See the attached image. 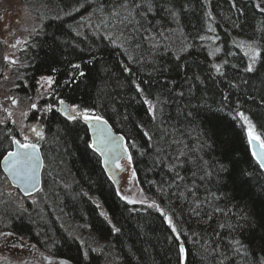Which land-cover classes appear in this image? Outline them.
<instances>
[{
    "label": "trees",
    "instance_id": "16d2710c",
    "mask_svg": "<svg viewBox=\"0 0 264 264\" xmlns=\"http://www.w3.org/2000/svg\"><path fill=\"white\" fill-rule=\"evenodd\" d=\"M24 1L39 27L18 50V97L23 104L38 98L41 76L52 75L56 82L27 114L44 135L39 140L41 189L33 201L21 196L22 202L18 191L14 196L7 191L0 170V231L74 264H177L175 234L164 215L116 193L89 147L83 120L67 121L56 111L63 99L68 106L92 109L122 134L137 184L172 218L187 264H260L264 173L236 116L241 110L264 134V60L254 72H244L248 58L239 46L255 40L264 51V13L255 7L259 0H150L151 12L149 0H127L138 25L118 22L126 14V0ZM168 9L179 13L177 20ZM216 47L221 51L208 56ZM1 50L0 41V68ZM224 61V75L215 73L212 64ZM69 63H81L87 75L65 86ZM144 98L153 102L155 119ZM47 105L53 110L43 111ZM189 111L192 118L185 115ZM16 134L8 121L0 123V152ZM217 161L229 172L218 175L213 169L205 176ZM113 225L120 231L113 233ZM233 241L243 245L240 252Z\"/></svg>",
    "mask_w": 264,
    "mask_h": 264
},
{
    "label": "snow or ice",
    "instance_id": "6c2138e0",
    "mask_svg": "<svg viewBox=\"0 0 264 264\" xmlns=\"http://www.w3.org/2000/svg\"><path fill=\"white\" fill-rule=\"evenodd\" d=\"M122 7L125 9L126 14L122 17H120V13L113 12L111 15L113 17H117L118 22L128 23L132 24L133 21L138 25L140 22L138 20H135V16L133 15L132 11L128 10L127 0ZM140 4H136L135 8H140ZM187 7V5H185ZM256 9H258L261 13H264V0H259L255 4ZM147 11H152V6L149 0V7ZM170 16L172 19L177 20L179 13L177 11H174L172 9H168ZM141 16H143V13H140ZM207 15H211V13H207ZM2 18V17H0ZM159 23V21L157 22ZM7 27V26H6ZM139 31V29H136ZM211 30V29H210ZM150 31V29L146 30ZM159 35L163 36L164 33L161 32ZM144 39H152L150 36H145ZM201 41L208 39V37L201 36L199 37ZM218 39V37L214 38ZM21 41L16 40L14 44L11 45L12 48H15L17 44H19ZM158 42L153 44V48L157 47ZM242 49H244V55L248 58V63L246 67L243 69L246 73H252L256 70V65L258 61L264 60V51H262L260 45L255 41L252 40L250 42H241L239 45ZM137 48H139V44L136 45ZM187 48H182L181 51H187ZM221 49L219 47H216L208 52V56L212 57L215 56L217 53H219ZM131 59V57H129ZM4 60L9 64H14L17 61L13 59L10 56H4ZM90 62V61H89ZM228 62L224 61L223 64H212V68L214 69L215 73L224 75L223 73V66L226 65ZM69 71L67 72V79L64 81L65 86L77 84L79 82L80 78L85 77L87 74L84 70H82L81 63H69L68 65ZM233 67H236L233 65ZM52 72H56V68L51 69ZM125 72H128V68H124ZM198 79V77H197ZM55 78L52 75H46L41 76L40 80L37 81L38 84H47L49 89L52 88V86L55 84ZM136 88L137 93L143 95V89L141 87L140 83H137L135 80L132 82ZM147 83V82H144ZM246 83V81H245ZM232 87H236L235 84L232 85ZM178 96L183 97L184 93L179 92L177 93ZM7 99L11 100V103L15 105L17 103V100L8 97ZM229 97L227 95L224 96V103H227ZM59 105H61L60 108H57L56 111H58L63 117L66 118L67 121H76V120H83L85 124H89L90 126L95 122L96 124H100L101 122L103 124H107V121L104 120L103 116L95 114V112L90 108H81L79 104H71L70 106L66 105L65 100L59 99L58 100ZM143 103L147 105V111L152 116L153 119H155V106L153 102L150 99L144 98ZM239 104V102H237ZM37 104L32 103L31 109L35 110L37 109ZM54 108L53 105H47L43 111L50 112ZM4 111H8V109H4ZM75 113V115H73ZM11 115V113H9ZM24 115H27L25 113ZM185 115L188 118H192L194 116V112L189 111L185 113ZM236 116H238L246 125H247V142L251 149V156L259 166V169L261 172H264V134L257 133L255 130V126L252 124V122L249 120L248 116L245 115L244 112H237ZM0 123H3V121H0ZM30 132L34 134L35 137H38L39 139H43V131L37 126L32 125L30 128ZM95 139L92 141L91 144H89V147H94L98 151H100L101 155H106L109 153H116L117 150L122 146L121 144H118L113 137L111 136L110 130L104 127H95L94 129ZM148 133H145V136H147ZM123 137H120V140L123 141ZM259 145V151H256V146ZM133 147L135 145L133 144ZM211 147V145H209ZM124 153H128V147L125 145L123 146ZM183 155V153H181ZM0 164L3 166V170L8 174V176L11 177L13 181H16L18 183H22L25 185V188L23 189L25 194H29V189L32 191H36L39 184V169L42 166V161L40 157V145L36 142H33V140L28 135H23L22 132L17 133L16 135L10 136V147L5 150L4 152H0ZM128 162L132 163V156H127ZM204 164L207 165L208 162L204 161ZM116 167L120 168L121 165L117 162ZM213 169L216 171V173L223 174L228 173L229 168L226 164L222 162H215L214 165L209 166V170L205 172V176H212L213 175ZM195 175V174H193ZM245 175H247L245 173ZM133 176H135V172H133ZM182 179V178H181ZM204 179V176L201 177V180ZM122 199H127L126 197H121ZM129 203H134V201H129ZM150 207H156L158 211H161L162 215H164L165 221L168 223L169 227L171 228L172 233L175 234V241L177 243V264H187V252L185 248V244L181 242V236L178 231V229L173 225L172 218L166 214L163 213V211L159 208L158 205H156L154 202L153 204L149 205ZM199 207V205H197ZM102 216H105L107 219V214L101 212ZM109 223L111 221L109 220ZM223 227V225L221 226ZM111 231L113 233H117L120 231L119 228L112 226ZM12 233H0V236H10ZM233 246L235 247V250L237 252H240L243 249V245L240 243V241H233ZM93 251H96V249H93ZM85 258H87V253L84 254ZM59 264H67L66 261L61 260ZM260 264H264V258H261Z\"/></svg>",
    "mask_w": 264,
    "mask_h": 264
},
{
    "label": "rangeland",
    "instance_id": "374dc122",
    "mask_svg": "<svg viewBox=\"0 0 264 264\" xmlns=\"http://www.w3.org/2000/svg\"><path fill=\"white\" fill-rule=\"evenodd\" d=\"M0 41L2 44L1 58L2 66L0 68V121H8L12 124L17 133L22 132L23 135H28L33 142L38 143L39 138L35 137L30 132L32 125L27 119L31 104L36 103L43 97V95L49 94V87L47 84L37 85L38 98L30 101L28 104L21 103L18 92L16 91V70L18 68V50L24 45L29 37L38 29L39 24L36 18V14L33 9L24 0H0ZM7 26V27H6ZM20 40L21 42L12 48L11 45ZM10 56L17 62L9 65L4 56ZM40 78L38 79V81ZM12 97L17 100V103L13 105L11 100L7 99ZM8 109V111H4ZM11 113V115H9ZM75 115V113H73ZM38 126V125H37ZM40 128V126H38ZM125 170L121 173V180L116 191L120 197H126L124 199L134 201L131 204L138 205H151L153 202L146 197V195L139 188L135 176H133V170L131 163L124 161ZM264 173V172H263ZM6 189L13 196L17 191L9 184L6 185ZM17 195V194H16ZM36 194L31 195V201L34 200ZM21 195L18 198L20 200ZM15 198V197H14ZM18 201V199L15 198ZM23 202V200H20ZM19 202V201H18ZM0 233H11L1 230ZM61 260L67 262V264H73L65 259L54 257L35 244L28 240L16 236L14 234L10 236H0V264H59Z\"/></svg>",
    "mask_w": 264,
    "mask_h": 264
},
{
    "label": "water",
    "instance_id": "95a60500",
    "mask_svg": "<svg viewBox=\"0 0 264 264\" xmlns=\"http://www.w3.org/2000/svg\"><path fill=\"white\" fill-rule=\"evenodd\" d=\"M60 107H61V105L58 104V108H60ZM104 120H106V119L104 118ZM85 125H86L87 130H88L90 144L95 139V134H94L95 127H104V128H107L108 130H110V133H111V136L113 137V139L118 144L122 145L117 150L116 153H109V154H106V155H101L100 151H98L94 147H91L93 150H95L100 155L101 166H102L105 174L108 176V178L111 180V182L113 183V185L115 187L118 186L119 183H120V180H121V173L125 170V165L123 164V162L128 160L127 159V155L124 153V149H123V146H125V140L124 139H123V141L120 140V137H123V136L120 133L116 132L111 127V125L109 124L108 121H107L106 125L103 124L102 122L100 124H96L95 122H93V124L91 126L89 124H85ZM246 135H247V131H246ZM249 150L251 152L250 147H249ZM256 151H259V145L256 146ZM40 157H41V161H42V166L39 169V184H38V188H37L36 191H32L31 189H29V194H27V195L25 194V192L23 190L25 188V185H23L22 183H18L16 181H13L11 179V177L8 176V174L3 170L2 164H0V168H1L4 176L6 177L7 181L9 182V184L12 187H14L17 191H19L22 196H25V197L30 196V195L36 193L37 191H39L40 188H41V182H42L41 174H42V169H43V158H42V154H41V149H40ZM117 162L121 165L120 168L116 167V163Z\"/></svg>",
    "mask_w": 264,
    "mask_h": 264
},
{
    "label": "bare ground",
    "instance_id": "6f19581e",
    "mask_svg": "<svg viewBox=\"0 0 264 264\" xmlns=\"http://www.w3.org/2000/svg\"><path fill=\"white\" fill-rule=\"evenodd\" d=\"M21 48V47H20ZM19 48V49H20ZM38 95V94H37ZM237 112H242L241 110H237ZM236 112V113H237ZM238 117V116H237ZM239 118V117H238ZM240 119V118H239ZM240 121H241V123L247 128V125L240 119ZM112 127V126H111ZM87 128V127H86ZM113 128V127H112ZM114 129V128H113ZM87 132H88V130H87ZM117 132V131H116ZM122 135V134H121ZM124 138V137H123ZM246 138H247V135H246ZM125 140V139H124ZM38 144H39V142H38ZM89 144H90V140H89ZM40 145V144H39ZM125 145L128 147V145H127V143L125 142ZM91 148V147H90ZM92 149V148H91ZM93 150V149H92ZM93 151H95V150H93ZM96 152V151H95ZM97 153V152H96ZM98 154V153H97ZM127 156L128 155H131V150H130V148L128 147V153L126 154ZM98 156H99V158H100V155L98 154ZM132 156V155H131ZM100 163H101V158H100ZM131 167H132V165H131ZM0 170H1V168H0ZM132 170H133V168H132ZM1 172H2V170H1ZM3 173V172H2ZM4 175V174H3ZM42 183V182H41ZM7 184H9V182H6V185ZM10 185V184H9ZM11 186V185H10ZM114 186V185H113ZM114 188H115V186H114ZM41 189V188H40ZM116 189V188H115ZM142 191V190H141ZM38 192V191H37ZM36 192V193H37ZM143 192V191H142ZM36 193H34V194H36ZM116 193H117V191H116ZM118 194V193H117ZM33 195V194H32ZM27 197H29V196H27ZM30 197H31V195H30ZM148 198V197H147ZM150 200V199H149ZM103 212V211H102ZM104 213V212H103ZM69 262H71V261H69ZM74 264V263H73Z\"/></svg>",
    "mask_w": 264,
    "mask_h": 264
}]
</instances>
